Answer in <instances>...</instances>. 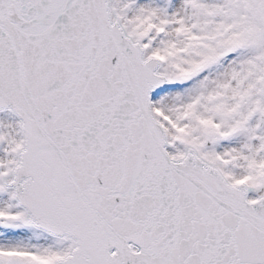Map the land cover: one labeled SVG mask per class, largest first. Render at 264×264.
<instances>
[{
    "label": "snow or ice",
    "instance_id": "obj_1",
    "mask_svg": "<svg viewBox=\"0 0 264 264\" xmlns=\"http://www.w3.org/2000/svg\"><path fill=\"white\" fill-rule=\"evenodd\" d=\"M0 264H264V0H0Z\"/></svg>",
    "mask_w": 264,
    "mask_h": 264
}]
</instances>
